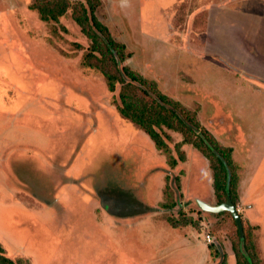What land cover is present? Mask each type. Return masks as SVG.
<instances>
[{"label": "rangeland", "instance_id": "1", "mask_svg": "<svg viewBox=\"0 0 264 264\" xmlns=\"http://www.w3.org/2000/svg\"><path fill=\"white\" fill-rule=\"evenodd\" d=\"M99 1L97 19L124 45L122 65L231 148L256 216H244L236 201L251 243L248 250L240 243V258L264 264V0ZM31 3L0 0L4 254L24 264L236 262L238 232L229 212H213L207 160L183 144L185 160L170 167L147 134L119 114V85L109 92L88 67L89 40L71 11L46 24ZM167 133L177 158L181 136Z\"/></svg>", "mask_w": 264, "mask_h": 264}, {"label": "trees", "instance_id": "2", "mask_svg": "<svg viewBox=\"0 0 264 264\" xmlns=\"http://www.w3.org/2000/svg\"><path fill=\"white\" fill-rule=\"evenodd\" d=\"M99 6V0H32L28 8L35 11L40 21L46 24H57L59 18L70 10L72 20L89 40L88 53L84 57L88 67L99 71L109 92H114L115 85H119L116 108L121 117L147 134L155 149L166 155L170 167H174L178 161L185 160L180 146L189 144L208 162L216 202L221 204L229 196L235 205L238 199V175L231 160V148L223 147L202 127L194 112L160 92L153 81L122 65L127 57L124 45L115 41L108 28L97 19L96 12ZM91 59L95 62L89 61ZM168 131L181 136V141L175 144L177 158L170 154ZM171 206L173 205H164ZM171 225L178 224L172 222ZM243 242L245 237H238L237 244H232L235 264H253L251 259L240 258L242 254L239 253L238 246ZM249 243H244L246 250L251 249ZM0 264L24 263L19 259L12 260L7 257L0 245Z\"/></svg>", "mask_w": 264, "mask_h": 264}, {"label": "crops", "instance_id": "3", "mask_svg": "<svg viewBox=\"0 0 264 264\" xmlns=\"http://www.w3.org/2000/svg\"><path fill=\"white\" fill-rule=\"evenodd\" d=\"M107 127H108V125H107ZM108 129L109 130H111V129H113V128H111L110 126L108 127ZM109 134H111V132H108ZM113 136H114V130H113ZM153 143V142H152ZM153 149L156 151V149H155V147H154V145H153ZM178 165L176 164V166H174V167H177ZM239 184H241V182L239 181V183L237 184V193H238V203L239 204H241V205H243L245 208H246V211H245V215L244 216H247V217H249V219L250 220H255L256 219V216L254 217V215H253V213H255V212H253L252 213V211H251V205L252 204H250V202L247 200V199H249V198H247V196H243V194H242V187H241V185H239ZM212 196V200H214V196H213V194L211 195ZM249 197V196H248ZM239 204H236L235 205V208H236V211H237V213H238V215H239V217H240V220H241V218L243 217L242 216V214L241 213H239L240 212V210L238 209L239 208ZM219 213H222V212H219ZM102 214H105L108 218H111L113 221H115V217L114 216H109V214L108 213H106L104 210H103V213ZM233 218V217H232ZM234 220V219H233ZM249 220V221H250ZM235 222V221H234ZM114 223V222H113ZM250 223H251V221H250ZM236 225V224H235ZM172 226V225H171ZM112 228H114V226H111ZM172 228H176V226H172ZM115 229V228H114ZM237 229V228H236ZM238 232V231H237ZM110 234L111 233H109L108 234V238H107V240H110L111 242H112V238L114 237L113 235V237H110ZM175 236H178V232H176V235ZM238 237L239 238H242V237H240L239 236V234H238ZM173 238H176V237H174V235H173ZM144 240L146 241V239L144 238ZM164 242H160V246H162V244H163ZM166 243H168V242H166ZM114 245V244H113ZM110 247H109V249L110 250H113L114 249V246H112V245H109ZM231 249H232V245H231ZM148 260V259H147ZM150 261H152V259H150ZM229 263V259H228V261H227V263L226 264H228ZM225 264V263H224ZM231 264H235V259H234V263H231Z\"/></svg>", "mask_w": 264, "mask_h": 264}, {"label": "water", "instance_id": "4", "mask_svg": "<svg viewBox=\"0 0 264 264\" xmlns=\"http://www.w3.org/2000/svg\"><path fill=\"white\" fill-rule=\"evenodd\" d=\"M216 208H218V209L214 208V210H213L214 213L229 212L231 214V216L233 217V219L235 221L238 234L240 237H242L243 236V232L241 230L242 229V223H241L240 217H239V215L236 211V208L233 205L230 197L227 196L226 200L222 204L217 205Z\"/></svg>", "mask_w": 264, "mask_h": 264}, {"label": "built area", "instance_id": "5", "mask_svg": "<svg viewBox=\"0 0 264 264\" xmlns=\"http://www.w3.org/2000/svg\"><path fill=\"white\" fill-rule=\"evenodd\" d=\"M205 240H206V242L210 243L211 242L210 236L209 235H206L205 236Z\"/></svg>", "mask_w": 264, "mask_h": 264}]
</instances>
